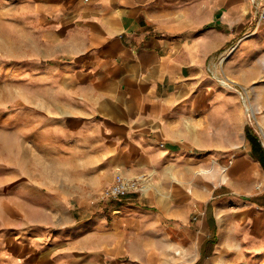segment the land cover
<instances>
[{"label":"rangeland","instance_id":"1","mask_svg":"<svg viewBox=\"0 0 264 264\" xmlns=\"http://www.w3.org/2000/svg\"><path fill=\"white\" fill-rule=\"evenodd\" d=\"M37 1L44 0H0V264H264V170L250 157L245 135L247 128L264 149V23L256 25L251 0L246 35L238 34L207 65L212 100L206 112L213 113L217 132L196 151L204 159L196 180L128 176L94 159L95 153L55 150L70 142L68 121L38 102L30 72L46 49ZM240 43L244 48L235 56ZM242 159L256 167L259 179H245ZM117 174L144 175L140 191L152 190L154 211L168 205L188 215L183 225L166 219L164 238L157 233L146 246L124 245L141 252L137 260L106 256L102 250L115 242L92 232V226H110L113 211L127 203L100 199ZM196 189L206 193L196 198L188 192ZM206 209L216 241L202 259L198 222Z\"/></svg>","mask_w":264,"mask_h":264},{"label":"crops","instance_id":"2","mask_svg":"<svg viewBox=\"0 0 264 264\" xmlns=\"http://www.w3.org/2000/svg\"><path fill=\"white\" fill-rule=\"evenodd\" d=\"M34 3L46 45L30 71L37 99L68 121L70 142L55 150L95 153L94 159L110 161L111 169L128 176L194 179L204 161L196 151L204 148L206 135L217 132L213 113L206 112V102L212 100L207 65L237 41L238 34L246 35L250 0ZM236 48L235 56L244 45ZM251 151L250 144V157L264 170ZM239 166L245 179H259L246 159ZM225 176L228 179H217ZM188 192L196 198L206 193ZM117 201L127 203L113 211L110 226H92V232L115 242L102 250L112 258L128 255L137 260L141 252L124 245L146 246L157 233L164 238L170 227L166 219L178 218L183 225L188 216L184 209L171 211L168 205L154 211L152 190ZM210 217L216 226L208 209L198 222L197 258L214 251Z\"/></svg>","mask_w":264,"mask_h":264},{"label":"built area","instance_id":"3","mask_svg":"<svg viewBox=\"0 0 264 264\" xmlns=\"http://www.w3.org/2000/svg\"><path fill=\"white\" fill-rule=\"evenodd\" d=\"M87 1L88 0H84V2ZM251 3L254 8L255 21L257 22L256 25L264 23V3L262 4L260 1L257 0H251ZM234 50L235 47L232 46L229 50H227V52L222 54V57L220 55V61L222 62L223 60H225L227 55L233 52ZM207 70L212 73L209 67L207 68ZM144 179V175H139L132 178H125L117 174L115 175L112 183L102 190V192L100 193V199L102 201L117 200L127 194L139 192L143 188Z\"/></svg>","mask_w":264,"mask_h":264},{"label":"trees","instance_id":"4","mask_svg":"<svg viewBox=\"0 0 264 264\" xmlns=\"http://www.w3.org/2000/svg\"><path fill=\"white\" fill-rule=\"evenodd\" d=\"M245 135H246V139L250 142L252 146V151H251L252 157L256 159L261 164V166L264 168V149L261 147L257 139L254 136L249 134V131L247 128H245ZM262 207H264V202L262 203ZM209 222H210V229L212 231V236L210 237L211 238L210 244L214 245L216 241L215 226L213 224V220L211 217L209 218Z\"/></svg>","mask_w":264,"mask_h":264},{"label":"bare ground","instance_id":"5","mask_svg":"<svg viewBox=\"0 0 264 264\" xmlns=\"http://www.w3.org/2000/svg\"><path fill=\"white\" fill-rule=\"evenodd\" d=\"M252 114H253V115L256 114L254 108L252 109ZM262 134H263V136H264V132H262Z\"/></svg>","mask_w":264,"mask_h":264}]
</instances>
